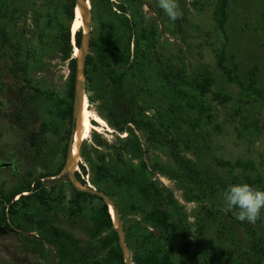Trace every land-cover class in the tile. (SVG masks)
Segmentation results:
<instances>
[{"label": "trees", "instance_id": "16d2710c", "mask_svg": "<svg viewBox=\"0 0 264 264\" xmlns=\"http://www.w3.org/2000/svg\"><path fill=\"white\" fill-rule=\"evenodd\" d=\"M198 2L196 0L194 5ZM178 4L186 6L185 0H178ZM89 5L92 31L83 89L88 111L92 112L95 107L96 116L111 130V133H105L111 140L92 129V145L85 139L79 146L81 162H78L80 173L75 172L76 179L82 185H90L109 196L121 220L117 193H125L130 198V209L140 216L138 223L128 226L122 221L133 264H178L174 255L189 254L194 249L202 256V264H221L216 261L215 254L228 257L232 264H248L250 259H242L247 257L246 252L237 254L222 249L211 252L204 241L191 239L192 227L187 217L180 212L172 192L155 179L163 168L158 163L149 164L151 147L169 149L173 169L166 177L183 183L187 188L185 200L199 205L202 212L195 216L199 234H202L206 217L216 220L224 216L235 228L242 230L260 255L253 264H262L264 237L246 221H238L235 209L225 212L221 201L222 192L229 184L248 183L264 189V180L254 162L214 158V171L209 172L204 165L186 158L187 153L192 154L195 150V156H201L206 148L194 147L192 137L179 133L178 123L196 130L203 121H213L211 109L202 101L205 96L210 94L219 105L230 102L231 98L212 93L213 79L208 75L188 80L184 71L166 73L159 65L156 71L161 83L159 93L168 108L166 114L159 113L155 117L151 108L143 104L141 93L132 90L130 79L143 78V73L150 67L151 57L161 64L158 43L161 32L154 18L146 21L143 9L147 0H89ZM199 6L204 8V5ZM74 10L75 0H42L37 9H34L32 0H0V65L5 58L12 60L14 66L10 73L15 81L23 82L17 92L19 105L12 113L15 121L12 128L18 139L13 143L17 142L19 156L25 153L30 162H41L43 168L38 175L31 170L19 175L13 172L16 182L7 189H0V230L17 232L15 237L23 247L39 255L43 253L44 243L50 245L56 253V264H124L111 215L100 198L77 192L66 179L71 192L65 211L68 221L76 224L85 219L84 208L89 206L85 239H81L55 225L58 217L55 203L59 205L65 199L62 186L47 189L40 183L41 179L49 177L67 178L63 169L72 129L76 68L73 46L80 48L83 33L80 27L72 35ZM29 11H41L30 14L32 31H28L25 24ZM153 11L161 18L163 30L172 37H178L188 22V14L184 11H180L181 15L175 21L163 11ZM228 15V0H215L212 11L215 31L225 32ZM19 21L25 24L20 32L15 30ZM29 32L31 37L24 44L22 35ZM224 46L213 51L217 68L229 83L238 87L241 101L254 99L264 104V92L258 89V70L249 71L248 81L244 83L235 68L225 65ZM50 52L67 66L68 76L62 93L40 89L33 85L29 75L30 62L37 63ZM2 78L0 72V92L4 86ZM189 97L197 102L187 100ZM38 110L55 122H42L31 143L28 133L30 117ZM190 112L194 113V118L188 115ZM92 122L91 125L97 127ZM252 127L249 136L258 133V123ZM48 133L63 143L60 150L62 160L56 169L50 166L44 155ZM138 133L144 135L145 142L140 140ZM256 222H260V217ZM31 233H36L39 239L29 236Z\"/></svg>", "mask_w": 264, "mask_h": 264}, {"label": "rangeland", "instance_id": "374dc122", "mask_svg": "<svg viewBox=\"0 0 264 264\" xmlns=\"http://www.w3.org/2000/svg\"><path fill=\"white\" fill-rule=\"evenodd\" d=\"M197 1H199L198 5H194L196 0H185L186 6H179L180 11L188 14V22L183 25L180 37H172L163 30L164 25L161 18L157 17L153 11V9L163 11L158 6V0H147V6L143 9L146 21L154 18L155 24L161 32L158 39L161 64L154 61V57H151L150 67L143 73V78L130 77L132 81L131 88L133 91L141 93L143 104L150 107L153 115L158 117L157 114L159 113L166 114L168 108V104L159 93L161 83L156 76L159 65H162L161 67L166 70V73L184 71L188 80L200 79L204 75L210 76L213 79L211 92L229 96L231 101L219 105L209 94L202 101L211 109L213 115L211 123L203 121L200 129L196 130L185 123H178L180 125V135L187 133L188 136L192 137L194 147L206 148L202 150L203 155L197 156L200 159L194 154L196 150L192 154L187 153L186 158L197 165H204L209 172L214 171L212 165L214 158L232 162L249 160L254 162L258 174L264 180V104L254 99L248 101L243 99L241 101L238 87L229 83L226 76L217 68L213 52L225 45V65L235 68L244 83L248 81V72L256 68L258 70V89L264 92V0H228L229 15L224 33L217 32L214 28L212 11L215 0ZM32 3L34 9H37L41 6L42 0H32ZM199 5H204V8ZM38 12L41 11H29L25 23L29 27L28 31L34 29L30 14ZM57 12L60 11L57 10ZM23 22L25 21L23 20ZM25 24L19 21L15 30L20 32ZM22 37L25 44L31 34L29 32L23 34ZM224 37H226V40ZM180 38H183V40ZM13 66V61L9 58H5L0 65L4 82L3 91L0 92V162L11 163L15 159V162L20 166V172L31 170L34 175H38L43 171L41 162L32 163L28 160L29 165H26V163L19 160L20 156L16 148L18 139L16 138V131L12 128L15 122L12 113L15 107L19 105L17 92L23 86V82L15 81L12 73H10ZM29 66V75L32 77L33 85L56 93L64 91L68 76L67 66L60 62L53 52L48 53L37 63L30 62ZM187 100L197 102L196 99L191 97ZM94 110L95 107L92 108L90 113L98 117ZM34 114L30 117L31 123L28 132L31 143L34 142L42 122H55L41 110ZM188 115L194 118V113L190 112ZM255 122L258 123V133L249 136L248 133H251L252 125ZM244 127L245 130L243 131ZM94 132L99 133L107 140H111L109 134H105L111 133L105 123L104 126L97 125ZM92 133L93 130L86 138L87 143L91 145ZM207 136L209 137L207 138ZM138 137L142 142H145L143 134L138 133ZM46 139L48 143L44 147V155L49 160L50 166L56 169L62 160L60 150L63 143H60L59 139L50 133L47 134ZM14 140H17V142L13 143ZM152 163H158L163 168V172L156 175L155 179L159 181L163 188L172 192L176 205L181 208L180 212L187 217V221L191 224V239L204 241L211 252H214L215 249L237 254L246 252L248 253L247 257L243 256L242 259H250L248 264H253L259 258L260 255L256 253L247 236L244 235L241 229L235 228L229 219L224 216L216 220L206 217L202 234H199L195 219L197 213L202 212L199 205L185 200L184 193L187 188L183 183L179 184L175 180H168L166 177L170 176L168 172L173 169L169 149L151 147L149 150V164ZM78 164L75 167V172L80 173ZM66 179L64 176H58L50 179L44 185L47 189L61 185L64 190L65 199L59 205L55 203V211L58 213L55 225L71 232L76 237L85 239L90 215L89 206L86 205L84 208L85 219L78 221L76 224L68 221L65 217V211L71 192ZM85 180H87L86 177ZM15 182L16 179L13 177L11 169L0 170V189H7ZM117 198L120 204L122 221L127 226L138 223L140 216L138 212L130 209V198L125 193H117ZM202 214L204 216V213ZM246 224L255 227L258 235L264 237V213L260 216L259 223L255 221L254 223L246 222ZM43 250V258L38 257L32 252L24 250L17 237L0 230V264H56V253L51 250V247L45 245ZM173 259L178 264H202V256L196 249L189 254L174 255ZM215 259L221 264H232L228 257L221 254H215ZM261 259L262 264H264V255L261 256Z\"/></svg>", "mask_w": 264, "mask_h": 264}, {"label": "water", "instance_id": "95a60500", "mask_svg": "<svg viewBox=\"0 0 264 264\" xmlns=\"http://www.w3.org/2000/svg\"><path fill=\"white\" fill-rule=\"evenodd\" d=\"M78 10L80 13L81 18V28H82V41L80 48H76L73 46V49L78 50V57L75 58L76 60V68H75V77H74V96H73V114H72V129L71 134L68 141L66 158L64 163L63 172L66 174L67 179L71 186L80 193H86L90 195H94L100 198L108 207L109 214L112 212L111 218L114 226V230L117 234L118 238V246L121 250L123 256L124 264H133L131 260V253L126 245L125 242V235H124V228L123 223L120 217V213L113 202V200L107 196L106 194L99 192L93 189L91 186L82 185L75 176V167L74 164V156H73V144H74V136L76 132V125H77V118L80 113L82 100L86 95L84 93V70H85V62L86 58L89 53V41L91 37L92 31V19L90 13V5L89 0H75V11ZM75 34V33H74ZM73 34V36H74ZM74 44V43H73ZM74 55V53H73ZM80 149V148H79ZM78 157L80 158L79 151ZM11 165L8 163H1L0 169L10 167Z\"/></svg>", "mask_w": 264, "mask_h": 264}, {"label": "clouds", "instance_id": "9594fccd", "mask_svg": "<svg viewBox=\"0 0 264 264\" xmlns=\"http://www.w3.org/2000/svg\"><path fill=\"white\" fill-rule=\"evenodd\" d=\"M164 14L175 21L181 15L178 0H158ZM223 210L236 211V219L254 223L264 213V189L248 183L229 184L222 192Z\"/></svg>", "mask_w": 264, "mask_h": 264}, {"label": "bare ground", "instance_id": "6f19581e", "mask_svg": "<svg viewBox=\"0 0 264 264\" xmlns=\"http://www.w3.org/2000/svg\"><path fill=\"white\" fill-rule=\"evenodd\" d=\"M81 18L78 10L75 11V18L72 23L71 32L72 35L81 27ZM78 57V50L74 49L73 58ZM91 121L95 122L97 125L104 126V123L98 117L93 116L88 111V104L85 97L82 100L81 109L79 116L77 118L76 132L74 136V144H73V156H74V164L77 165L80 158L78 157V151L80 144L88 137L90 130H95L96 127L91 125ZM112 214V212H110Z\"/></svg>", "mask_w": 264, "mask_h": 264}, {"label": "flooded vegetation", "instance_id": "af4514ba", "mask_svg": "<svg viewBox=\"0 0 264 264\" xmlns=\"http://www.w3.org/2000/svg\"><path fill=\"white\" fill-rule=\"evenodd\" d=\"M26 156V154L25 153H20V158H19V160H21V162H23V163H26V165H29V162H27L28 161V159L25 157ZM19 162V161H18ZM1 163H4V162H0V164ZM8 164H10L11 166L10 167H7V168H2V169H11L12 170V173L13 172H15V173H17L18 175L21 173H24V172H20V170H19V164L17 163V162H15V159H14V161L13 162H11V163H8ZM2 169H0V170H2ZM56 178V177H55ZM50 179H53L52 177H49V178H45V179H41L40 180V183H41V185L42 186H44V185H46V182H49L50 181ZM55 180V179H54ZM54 180H52V181H54ZM17 232H7V234H12V235H14L15 236V234H16ZM29 236H31V237H35V238H38L39 239V237H38V235L36 234V233H31V234H29ZM20 241V240H19ZM21 242V241H20ZM21 245H22V242H21ZM45 245H48V244H46V243H44V245H43V248H44V246ZM49 247H51L50 245H48ZM22 248L24 249V250H26V251H29V252H32L33 254H35L36 256H38V257H41V258H43V254H44V250H43V248H42V250H43V253H42V255H39V254H37L35 251H33V250H30V249H26L25 247H23V245H22ZM51 250L52 251H54V249L51 247ZM55 252V251H54ZM56 260H57V258H56Z\"/></svg>", "mask_w": 264, "mask_h": 264}]
</instances>
